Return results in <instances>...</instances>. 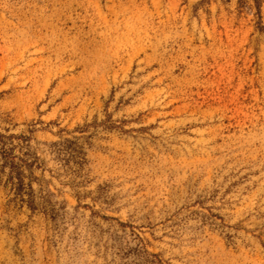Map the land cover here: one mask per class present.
<instances>
[{
  "label": "rangeland",
  "instance_id": "1",
  "mask_svg": "<svg viewBox=\"0 0 264 264\" xmlns=\"http://www.w3.org/2000/svg\"><path fill=\"white\" fill-rule=\"evenodd\" d=\"M0 264H264V0H0Z\"/></svg>",
  "mask_w": 264,
  "mask_h": 264
}]
</instances>
